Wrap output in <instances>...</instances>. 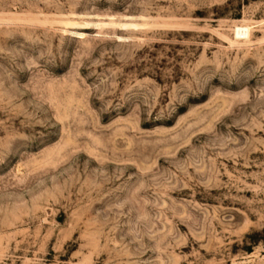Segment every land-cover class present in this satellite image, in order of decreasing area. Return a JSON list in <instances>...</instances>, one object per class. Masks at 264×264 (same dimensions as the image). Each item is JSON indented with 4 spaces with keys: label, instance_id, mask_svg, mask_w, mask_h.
<instances>
[{
    "label": "rangeland",
    "instance_id": "rangeland-1",
    "mask_svg": "<svg viewBox=\"0 0 264 264\" xmlns=\"http://www.w3.org/2000/svg\"><path fill=\"white\" fill-rule=\"evenodd\" d=\"M0 264H264V0H0Z\"/></svg>",
    "mask_w": 264,
    "mask_h": 264
}]
</instances>
